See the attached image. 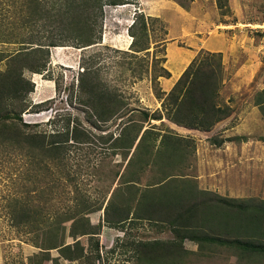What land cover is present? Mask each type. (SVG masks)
<instances>
[{"label":"rangeland","instance_id":"1","mask_svg":"<svg viewBox=\"0 0 264 264\" xmlns=\"http://www.w3.org/2000/svg\"><path fill=\"white\" fill-rule=\"evenodd\" d=\"M124 1L0 0V123L14 127L0 134V264L31 263L57 225L89 259L56 248L47 264H145L137 244L175 237L165 198L177 203L171 217L191 205L213 234L224 229L218 199L264 202V113L255 104L264 0ZM188 66L213 90L209 105L228 111L207 129L169 117L168 94ZM201 191L214 211L206 223ZM112 203L130 206L125 222L109 221ZM137 208L156 212L137 219L147 216ZM183 246L186 264H264L224 248L197 251L188 238Z\"/></svg>","mask_w":264,"mask_h":264},{"label":"trees","instance_id":"2","mask_svg":"<svg viewBox=\"0 0 264 264\" xmlns=\"http://www.w3.org/2000/svg\"><path fill=\"white\" fill-rule=\"evenodd\" d=\"M178 5L183 8H186L188 2L183 0H173ZM219 7H227V0H216ZM224 3H223V2ZM127 3L124 0H110V2L106 3L109 5L116 4H124ZM132 35V34H131ZM220 55V54H215ZM192 68L188 66L182 74L178 77L177 81L173 85L171 91L169 92V99H173L175 104L174 108H170L172 110L169 117L171 120L175 121L179 125H184L190 128H209L213 122L218 121L228 115V111L226 107H216L214 104L209 105V101L207 98H210L214 93L213 90H207L205 86H200V81L197 77V71L191 70ZM15 84V81H14ZM13 86V85H12ZM13 89H9V93H13ZM213 99V98H210ZM188 105V108L184 112V106ZM206 104V105H205ZM255 104L261 106V110L264 113V89L261 93L257 95ZM7 118L8 116L3 114ZM1 116V114H0ZM2 119V118H1ZM154 119V118H153ZM159 119V118H158ZM12 122L0 123L2 128L1 132L7 133L13 131L14 127ZM3 129V131H1ZM17 136L21 135L19 132H15ZM4 136V135H3ZM2 139H6L7 137H1ZM19 139V138H18ZM37 139L33 137V135H26L23 141L27 142L30 146L28 148L34 149L37 148L36 144H33V141ZM55 146V147H54ZM46 148V147H45ZM56 145L51 144L50 147H47L46 150L51 153L57 149ZM168 184V183H167ZM167 186V185H166ZM147 190V189H146ZM201 195L203 196L204 208L200 213L201 220H209L208 215H213V207L211 205L212 200L209 193L201 191ZM145 192L141 195L140 200L144 197ZM155 197V196H154ZM165 198L164 206L165 209L162 213V217L167 218V223L174 228L175 237L170 240H152L147 241V243L137 244V248H134V252H141L142 258L144 257L145 264H186L185 257L187 254V249L183 246V241L188 238L193 241L197 245V251L201 250L205 252L207 249H211V247H218L228 249V252H232L235 256H238L239 259L242 258H256L264 256V202L262 201L259 204H247V202L237 203L230 198L226 199H218L222 204L218 206L220 208V214H216V216L223 217L222 222L218 226H222L224 229L221 230L219 234H213L211 230L209 232L201 231V225L196 224L197 216H192L191 212L194 211L195 208L193 206H187L185 213L187 214H179L173 218L170 215L177 211V203L174 199ZM157 198V197H156ZM160 199V198H159ZM141 202V201H140ZM139 202V203H140ZM151 202V201H150ZM156 203H160V201H156ZM148 205V204H147ZM111 206L114 209L113 213L110 215L112 222H125L128 219V215L130 211L128 210L130 206H126L125 203L117 204L112 203ZM154 207V205L151 204ZM179 207V206H178ZM108 208V207H107ZM124 210L125 212H121ZM142 210V208H141ZM137 208L136 214H140L143 212L146 216L147 212L141 211ZM173 211V213H172ZM149 212H151L149 214ZM156 212V211H155ZM152 211H148L147 216L135 218H143L147 219L152 218ZM172 213V214H170ZM142 215V213L140 214ZM207 215V216H206ZM181 220H179L178 219ZM198 217V218H199ZM211 218V216H209ZM69 217L65 218L68 219ZM72 218H75L74 216ZM170 218H173L171 220ZM218 218V217H216ZM214 220V217H213ZM76 221V219H75ZM206 223V221L204 222ZM204 223L202 225H204ZM176 224V225H174ZM222 224V225H221ZM210 228V224L208 225ZM54 228H59L58 232L48 233L41 242V247L43 250L33 255L27 264H47L46 260L49 259L48 251L50 249L58 248L61 256L66 258L67 260H76L81 257L84 259H89V254H83V248L74 245L71 249V246L68 244H64V234L63 231L60 232L61 226L57 225ZM53 229V228H52ZM83 227L80 228V235L86 234V231H82ZM84 230V229H83ZM75 230L72 235L76 233ZM70 233V232H69ZM223 235H220L222 234ZM96 246V244H95ZM159 247L160 250L159 251ZM217 248V249H218ZM159 253H162L159 256ZM53 264H58L56 260H54Z\"/></svg>","mask_w":264,"mask_h":264},{"label":"crops","instance_id":"3","mask_svg":"<svg viewBox=\"0 0 264 264\" xmlns=\"http://www.w3.org/2000/svg\"><path fill=\"white\" fill-rule=\"evenodd\" d=\"M229 5H228V7H230L231 5H232V3H231V0H228V2H227ZM215 44H217V42L215 43V42H213V44L212 45H215ZM229 131L232 133V134H238V135H241L242 133H240V129H239V127H233V128H230L229 129Z\"/></svg>","mask_w":264,"mask_h":264},{"label":"bare ground","instance_id":"4","mask_svg":"<svg viewBox=\"0 0 264 264\" xmlns=\"http://www.w3.org/2000/svg\"><path fill=\"white\" fill-rule=\"evenodd\" d=\"M127 4V3H126ZM129 43V40L127 41Z\"/></svg>","mask_w":264,"mask_h":264}]
</instances>
